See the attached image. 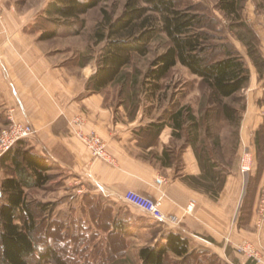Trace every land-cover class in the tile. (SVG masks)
<instances>
[{
    "label": "crops",
    "instance_id": "1",
    "mask_svg": "<svg viewBox=\"0 0 264 264\" xmlns=\"http://www.w3.org/2000/svg\"><path fill=\"white\" fill-rule=\"evenodd\" d=\"M6 23V32L0 26V124L9 122V115L36 129V135L25 141L26 147L49 159L53 169L65 175L71 185L66 194L82 190L81 212L96 218L91 227L98 233L96 240L103 237L99 246L112 250L117 247L115 237L120 238V248L125 251L108 264H140V249L164 242L169 232L187 237L191 251L207 250L222 264H255L237 255L226 239L249 240L264 249V220L258 213L264 194V145L258 150L255 144L257 136L262 140L264 134V84L246 88L247 92L254 90V96L248 95L240 129L241 143L260 157L255 173L243 176L242 183L237 173L228 175L220 196L214 198L183 180L201 175L190 149L182 156L184 166L178 169L166 130L145 139L149 128L137 123L139 116L129 119L125 112L118 114L106 102L104 91L90 86V74L81 80L70 75L54 65L45 41L25 31L26 23L14 19ZM80 131L101 137L112 162L95 159L77 136ZM258 168L256 193L249 198L248 182ZM129 190L161 199L163 211L177 215L180 225L168 228L127 204L124 195ZM194 201L197 203L188 213ZM246 201L252 204L243 227L240 219ZM86 202H91L90 208L85 207ZM106 213L112 220L104 229L100 219ZM153 227L159 228L157 234ZM141 236L145 242L134 244V239Z\"/></svg>",
    "mask_w": 264,
    "mask_h": 264
},
{
    "label": "rangeland",
    "instance_id": "2",
    "mask_svg": "<svg viewBox=\"0 0 264 264\" xmlns=\"http://www.w3.org/2000/svg\"><path fill=\"white\" fill-rule=\"evenodd\" d=\"M52 1L0 0L1 28L6 32L4 25L14 19L17 22L26 23L25 31L37 34L38 38L43 32L56 31L57 36L55 38L45 41V47L51 52L49 57L54 65L64 68L70 75L79 80L86 79L89 74L93 77L98 71L100 58L106 45V43L96 41L95 28L104 21L105 12L112 19L119 17L124 11L126 1L106 0L99 7L79 19L69 21L57 19L60 22L58 26L54 23L53 18H50L46 13ZM179 3L181 6H195V12L207 18V27H204V31L214 36V39L210 40L212 46L228 43L231 48L244 56L251 71L249 84H264V76L261 77L258 74L248 58L244 43L238 38L249 40L247 31L239 27L238 21L227 18L219 11V0H180ZM242 4V20L256 33L264 57V0H242ZM165 39L166 37L161 35L153 42L152 50L147 56L134 58L132 65L125 69V75L103 90L107 98L106 102H109L118 114L121 115L125 112L129 119H135L139 116L136 120L137 123L144 124L146 129L152 124H166L164 130L168 136L166 138L169 139L168 146L175 153L174 163L178 169L184 166L182 156L190 149L194 155L197 152L211 156L216 162V170L223 169V172L228 175L237 173L242 177H240L242 183L243 176L249 177L252 172L255 173L257 160L260 158L259 155L255 156L254 151H250L245 144L241 145V151L239 155L237 154L242 115L247 109L248 95L254 96L252 93L254 90L247 92L245 89L230 99L217 100L213 97L210 88L200 78L192 75L187 68L178 65L161 82L162 89L155 96L151 95L148 91L150 85L147 83L146 74L151 68L153 60L164 52ZM213 57L221 58L220 50H216ZM224 105L233 110V112L229 110L232 113L231 119L226 117L228 111L224 109ZM181 108L192 110L193 116L199 124L197 132L191 123H186L180 131L172 128L170 115ZM8 118L10 120L9 115ZM10 125L11 120L0 124V139L6 137L3 132L9 130ZM263 135L262 144H264ZM147 137L151 139L152 136L149 133L144 134V138L147 139ZM194 139H196L195 142ZM85 145L88 148L87 144ZM109 156L112 160V156L110 154ZM99 160L111 163V161L104 159ZM49 174L52 176V180L42 189L29 191L28 195L40 224L36 235L38 243L42 246L44 243L50 242L59 247L57 248L59 252L74 264H108L114 258V252L99 246L103 242V237L96 240L95 237L98 233L92 231L91 227L95 226L96 218L86 217V214L81 212L83 208L82 197L78 192L66 194V190L71 189V185L67 183L65 175L60 170L53 169ZM258 174L259 168L256 170L255 177L250 178L248 182L249 198H252L256 193ZM3 178L4 174L0 171V181ZM183 180L186 181L185 177ZM240 192H242L241 185ZM2 203L3 199L0 196V205ZM39 203L47 206L45 212L39 210L37 207ZM196 203L194 201V207ZM251 204V201H246L240 221L247 218ZM90 205L91 202L88 204L86 202L85 207L90 208ZM192 211L188 208L187 212L192 213ZM103 216L100 220L105 222L108 218ZM246 224L245 221L241 222L243 227H246ZM158 230V227L152 229L154 234H157ZM143 238L141 236L134 239V244L145 242V238ZM231 240V238H227L226 242L233 247L237 255L258 264L248 255L240 253L237 248L247 243L253 244L260 254H264V249L249 240L241 242ZM134 250H136V246H133ZM210 255L205 257V264H222L218 259L215 260L213 255L211 257Z\"/></svg>",
    "mask_w": 264,
    "mask_h": 264
},
{
    "label": "trees",
    "instance_id": "3",
    "mask_svg": "<svg viewBox=\"0 0 264 264\" xmlns=\"http://www.w3.org/2000/svg\"><path fill=\"white\" fill-rule=\"evenodd\" d=\"M104 1L106 0H53L46 13L58 26L60 22L57 19H79ZM125 1L124 11L119 17L112 19L105 12L104 21L95 28L96 41L106 45L98 71L89 81L90 86L102 91L119 81L125 75V69L132 65L134 58L147 56L152 50L153 42L164 35V52L153 60L146 74L151 95L155 96L162 89L161 82L178 65L200 78L217 100L230 99L248 87L251 71L244 56L228 43L213 46L210 44L214 36L204 31L207 18L196 13L195 6H181L180 0ZM218 9L227 18L238 21L239 27L247 31L249 40L238 38L244 43L248 58L258 74L263 77L264 57L259 47L260 40L242 20V0H219ZM56 36V31H46L39 40L47 41ZM216 50H220L222 55L219 59L213 57ZM223 107L228 111L226 117L231 119L232 113L229 110H233L229 106ZM170 120L174 130H182L186 123H191L196 132L198 130L199 124L190 108L172 112ZM165 128L164 123L152 124L149 126V134L157 137ZM238 135L239 155L242 145L240 130ZM256 145L259 150L262 145L259 135ZM195 155L201 175L186 176V182L218 198L224 189L228 174L223 172V169L216 170V162L211 156L197 152ZM52 170L53 165L49 159L27 148L25 141L19 142L0 160V171L4 174L3 180L0 181V196L3 199L0 205V264H74L59 252V247L50 242L41 246L36 237L40 224L28 195L29 191L42 189L52 180L49 174ZM37 207L41 212L47 209L46 205L40 203ZM103 217L108 219L105 222L102 220L100 226L106 229L109 219L112 218L107 213ZM114 240L117 247L109 249L114 252V258L110 261H116L125 251L120 248V238L116 236ZM138 255L140 264H205V257L210 255V252L191 251L187 237L169 232L165 235L164 242L145 246L140 249ZM213 258L217 259L215 256Z\"/></svg>",
    "mask_w": 264,
    "mask_h": 264
},
{
    "label": "built area",
    "instance_id": "4",
    "mask_svg": "<svg viewBox=\"0 0 264 264\" xmlns=\"http://www.w3.org/2000/svg\"><path fill=\"white\" fill-rule=\"evenodd\" d=\"M11 125L10 129L3 132L6 136L0 139V160L10 151H12L16 145L21 141H27L33 138L36 135V129L29 123H22L15 121L10 117ZM77 136L87 144L89 150L95 158L104 159L111 161L106 150V144L103 139L95 133L84 134L83 132H77ZM249 156V155H248ZM248 169V168H246ZM79 194L82 193V190L78 191ZM124 201L130 206L135 207L136 209L145 213L149 218L155 220L156 222L171 228L175 229L180 225L179 217L173 214H166L162 208V200H154L150 197H147L141 193H138L134 190H129L124 195ZM194 203L189 207V210H193ZM260 220H264V194L260 201V206L258 209ZM238 251L248 255L249 258L257 261L258 264H264V254H260L254 248L253 244H243L238 246Z\"/></svg>",
    "mask_w": 264,
    "mask_h": 264
}]
</instances>
